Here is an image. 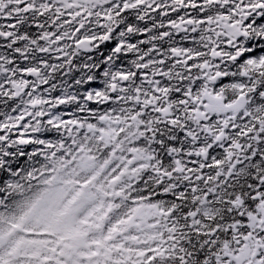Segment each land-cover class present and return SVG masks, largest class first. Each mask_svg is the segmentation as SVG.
Segmentation results:
<instances>
[{
    "label": "snow or ice",
    "instance_id": "obj_1",
    "mask_svg": "<svg viewBox=\"0 0 264 264\" xmlns=\"http://www.w3.org/2000/svg\"><path fill=\"white\" fill-rule=\"evenodd\" d=\"M0 264H264V0H0Z\"/></svg>",
    "mask_w": 264,
    "mask_h": 264
}]
</instances>
